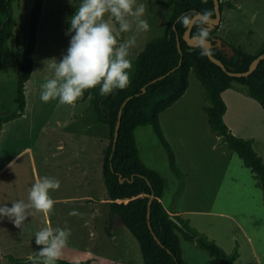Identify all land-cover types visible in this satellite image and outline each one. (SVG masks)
Returning <instances> with one entry per match:
<instances>
[{"label": "rangeland", "instance_id": "obj_1", "mask_svg": "<svg viewBox=\"0 0 264 264\" xmlns=\"http://www.w3.org/2000/svg\"><path fill=\"white\" fill-rule=\"evenodd\" d=\"M34 2L16 0L13 3L16 27L7 41L0 67V117L10 114L18 105L17 75L28 41ZM138 3L145 5L143 18L148 21L150 30L136 34L137 43L130 56L133 65L130 77L138 53L148 41L163 34L169 12L162 0H138ZM231 3L235 7L226 6L222 11L218 37L232 46L259 53L264 48V0H231ZM73 5L74 0H44L33 55L34 66L25 86L27 107L18 115L13 113V118L3 122L1 130L0 205L10 207L13 201L20 200L27 203L28 192L38 178L37 168L39 177L60 181V188L50 192L55 201L50 218L53 228L71 230L62 259H83L87 246L103 253L110 249L115 258L121 254V264H144L139 242L119 219L110 218L109 204L104 203L107 193L102 167L103 152L111 140L109 125L99 121L95 113L85 112L88 100L79 99L75 106H67L59 105L58 100L45 103L40 99L41 85L45 78L53 75L49 65L62 59L69 47L71 36L66 32L70 27L67 22ZM129 35L121 34L119 39H126ZM244 96L250 98L247 94ZM248 98L243 99L242 105L255 108L251 100L256 99ZM207 105L204 87L192 71L186 93L161 114L164 133L184 177L176 176L171 169L168 154L151 125L136 130L140 156L147 166L157 170L165 179L163 198L168 206L173 205L182 211L192 226L210 238H217L220 243L216 242L228 253L240 243L239 247L242 245L249 257L251 242L247 235L251 236L264 263L263 191L243 159L228 148L223 137L211 130L204 110ZM233 106L235 102H232ZM229 114L230 111L227 120H230ZM245 115L247 117V113L243 117ZM83 134L93 138L90 152L89 146L84 147ZM28 146H31L34 158L29 152H23ZM21 152L11 162V158ZM87 165L90 169L86 168ZM88 195L92 196L90 202L81 200ZM197 195L200 199L196 198ZM209 195L213 198L210 199ZM210 208L213 213L202 211ZM71 211L81 215L70 216ZM48 219L40 213L29 216L23 231L7 218L0 220V264H26L24 259L38 251L35 233L49 224ZM89 220L95 224L103 222L95 231L96 237L88 235L85 223ZM179 234L187 264H220L195 242L186 240L180 231ZM73 245L77 248L74 249ZM123 249H130L131 256L124 259L126 252Z\"/></svg>", "mask_w": 264, "mask_h": 264}, {"label": "trees", "instance_id": "obj_2", "mask_svg": "<svg viewBox=\"0 0 264 264\" xmlns=\"http://www.w3.org/2000/svg\"><path fill=\"white\" fill-rule=\"evenodd\" d=\"M14 1L16 0H0V67L5 46L16 27L13 15ZM162 1L169 8L164 32L148 41L136 56L135 70L128 87L124 90L118 89L107 96H101L97 87L86 90L81 97V100L89 101L85 112L95 113L99 121L110 127L111 140L103 152L102 176L111 215L117 219L121 218L137 239L144 264H187L179 231L186 240L195 242L199 248L217 258L220 264H234L240 254L239 244L228 253L215 239L192 226L190 219L181 214L174 215L179 224L172 218L161 200L166 187L165 179L157 170L147 166L141 158L136 130L141 126L151 125L168 154L171 169L176 176L184 177V172L177 163L175 151L164 133L161 114L186 93L190 85V74L194 71L205 89L208 105L204 110L211 130L223 137L228 148L236 151L244 164L251 169L264 197V158L255 149L253 139L239 137L232 132L224 120L227 103L222 95L228 88L240 87L264 107V59L249 76L229 75L210 59L204 45L189 46L183 37L191 18L196 13L215 16L214 0ZM43 3L44 0H35L33 5L28 41L22 52L23 66L20 64L17 75L18 105L10 114L0 117V137L3 122L13 118V113L18 115L26 107L25 86L34 66L33 55L38 40V25ZM79 3L80 0H74V5L69 10L70 16L75 13ZM226 6L235 7L231 0H222V11ZM181 17H187V24L178 20ZM67 25L70 26L69 21ZM206 25V21L197 20L192 28V35H202L208 39L218 37L220 25L211 30L207 29ZM178 37L182 53L178 48ZM233 47L235 55L232 58L218 48H213L212 54L221 59L229 71L235 72L248 70L251 62L264 52V48L253 54L241 46ZM162 75L165 76L150 82ZM144 86L145 92L142 91ZM128 97L130 98L122 108L121 125L114 144L118 114ZM121 178L124 179L123 182ZM151 194H154V198L150 206L149 224L148 202ZM57 264H91V261H69L61 258L57 260Z\"/></svg>", "mask_w": 264, "mask_h": 264}, {"label": "clouds", "instance_id": "obj_3", "mask_svg": "<svg viewBox=\"0 0 264 264\" xmlns=\"http://www.w3.org/2000/svg\"><path fill=\"white\" fill-rule=\"evenodd\" d=\"M146 8L138 0H80L76 12L69 17L70 44L62 59L49 67L51 77L41 85L42 102L58 100L59 105L75 106L86 90L99 87L107 96L124 90L130 84L131 49L136 46L137 33L147 32ZM187 24V17L178 18ZM74 33V35H73ZM130 33L126 39L121 34ZM60 188V181L38 177L28 192V202L13 201L9 207L0 205V220L7 218L23 231L24 222L37 213L49 217L55 201L50 192ZM70 216L81 215L76 211ZM71 230L47 224L35 233L38 251L26 258V264H56L62 258Z\"/></svg>", "mask_w": 264, "mask_h": 264}, {"label": "crops", "instance_id": "obj_4", "mask_svg": "<svg viewBox=\"0 0 264 264\" xmlns=\"http://www.w3.org/2000/svg\"><path fill=\"white\" fill-rule=\"evenodd\" d=\"M243 92H244L243 89H241L240 87L228 88L222 92L223 98L225 99V101L227 103V110L224 114V120L226 121V123L228 124V126L230 127V129L232 130V132L235 135H237L239 137L247 138V139H249V138L253 139L254 140L253 145H254L255 149L264 158V107L261 105V103L256 102L257 100L254 101V100H251L252 99L251 97L248 98V97L244 96L246 93L244 92L245 93L244 94ZM204 93H205V89H204ZM205 98H206V96H205ZM244 98H248L251 101H253L256 107L251 108V107H246V106L242 105ZM84 102H86V100ZM232 102H235V106H233V108H232ZM77 103H79V100L76 102V104ZM26 107H27V105H26ZM229 111H230V114H229L230 120H227L226 116L229 113ZM244 113L245 114L247 113V117H246V115H245V117H243ZM50 117H52V116H50ZM82 137L84 138V141L86 142V143H84V147L87 148L89 146V152H90V148L93 150V148H92L93 147V143H92L93 138L91 137V135L83 134ZM59 146L62 147L61 143ZM83 149L84 148L81 147V151H83ZM23 152L24 153L29 152L30 157H31V155H33L32 157L34 158V154H33V150L31 149V146H28ZM23 152L17 154L15 157H12L11 162L16 160L18 158V156H20ZM103 156H104V154H103ZM89 158L90 159L92 158L91 153L89 154ZM8 164H9V162H8ZM86 168L90 169L89 165H87ZM36 173H37V176L39 177L37 168H36ZM186 176H187V174H186ZM105 191L107 193L106 189H105ZM163 196H164V194H163ZM106 197H105L104 203L108 205L109 204L108 194ZM73 198H74V196L72 197V199ZM196 198L200 199V196L197 195ZM209 198L212 199L213 195H209ZM91 199H92V196L88 195V196H84V198L81 200H86V201L90 202ZM161 200L171 215L181 214L183 216L182 211H179V209H177L176 207H173V205L171 207L168 206L163 197ZM107 207H110V205H108ZM212 209L213 208L202 209V211L207 212V213H213L214 211H212ZM110 212H111V209H110ZM48 218H49L48 223L51 224L52 219L50 218V216ZM110 218L115 219L114 221H116V219H117L115 216H110ZM118 219H119V222L123 225L124 223L120 221V218H118ZM49 220H50V222H49ZM85 224L88 226V230H89L88 235L90 238H92L94 236L95 237L97 236V233L95 231L98 230V226L100 224H101L100 226H102L103 222H100L99 224H95L92 222V220H89V221H86ZM116 224H118V221ZM180 237L182 238L181 235H180ZM247 237H248L249 242H251L250 256L247 257L246 251L243 250L242 245H240V247H239V253L240 254H239V257L234 261V264H264L259 253H258V251H257V249L255 248V246L253 244L252 237L249 235H247ZM216 240L219 242V240L217 238H216ZM115 244L118 245V242H115ZM73 247H74V249L77 248V246H75V245H73ZM84 249H85L84 255H83L84 258L81 260H90L91 264H121L122 255L120 254L118 258L117 257L115 258V257L111 256L112 252L110 249H108L106 251V253H103L101 251L98 252L96 249H93V248L91 249V247H87V246ZM130 249H123V251L126 252L124 259L128 255L131 256ZM78 250H80V249H78ZM35 252L36 251H33L32 254H35ZM81 260H79L77 258V260H74V261H81ZM132 263H126V264H132ZM124 264H125V262H124Z\"/></svg>", "mask_w": 264, "mask_h": 264}, {"label": "water", "instance_id": "obj_5", "mask_svg": "<svg viewBox=\"0 0 264 264\" xmlns=\"http://www.w3.org/2000/svg\"><path fill=\"white\" fill-rule=\"evenodd\" d=\"M221 1L222 0H214V4H215V16H207L201 12L196 13L190 20L189 25L184 33V39L186 40V42L188 43L189 46L195 47V46H200V45H204L206 48V52L208 54V56L210 57V59L215 62L216 64H218L219 66H221L223 68L224 71L228 72L229 75L231 76H249L259 65L260 61L264 59V52L259 54L250 64L248 70L246 71H240V72H235V71H229L227 69V67L225 66V64L223 63V61L219 58H217L216 56H214L212 54V49L213 48H218L219 50H222L224 52V54H226L229 58H232L235 55V49L232 45H230L229 43L225 42L222 38L220 37H214L212 39H208L205 36L202 35H192V28L194 26V23L201 19L206 21L207 25L206 28L211 30L216 26H219L221 24L222 21V9H221ZM178 48L180 50V52L182 53V48H181V43H180V39L178 37ZM182 61V58L181 60ZM170 73V72H169ZM165 75H162L156 79H153L152 82H155L157 79H160L162 77H164ZM143 92L146 91V86L143 87ZM130 97H128L122 104V107L119 111L118 114V119L116 122V126H115V132H114V144L117 141L118 138V133H119V128L121 125V120H122V108L125 105V103L127 102V100ZM121 182L124 181L123 178L120 179ZM154 198V194H151L150 198H149V202H148V222L150 224V206L151 203L153 201ZM172 218L175 219L174 215H172ZM176 220V219H175ZM120 221H122V219L120 218ZM177 221V220H176ZM179 223V221H177ZM180 224V223H179ZM156 239H158L157 236H155ZM159 241V240H158ZM57 264V261H56Z\"/></svg>", "mask_w": 264, "mask_h": 264}]
</instances>
